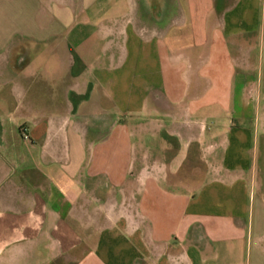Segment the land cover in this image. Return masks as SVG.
Here are the masks:
<instances>
[{
    "label": "crops",
    "instance_id": "1",
    "mask_svg": "<svg viewBox=\"0 0 264 264\" xmlns=\"http://www.w3.org/2000/svg\"><path fill=\"white\" fill-rule=\"evenodd\" d=\"M57 1L0 0V264H262L260 0Z\"/></svg>",
    "mask_w": 264,
    "mask_h": 264
},
{
    "label": "rangeland",
    "instance_id": "2",
    "mask_svg": "<svg viewBox=\"0 0 264 264\" xmlns=\"http://www.w3.org/2000/svg\"><path fill=\"white\" fill-rule=\"evenodd\" d=\"M84 0H64V6H63V12H65L66 15H70L72 22L78 21L81 15L82 10L84 8ZM201 8V7H200ZM59 9H62V6L59 4L57 0H55L54 6H53V14L57 16L60 12ZM24 14L25 15H33V7L28 4L26 7H23ZM184 10V9H183ZM186 10V9H185ZM184 10V12H185ZM138 10H135L131 16L136 17L138 16L137 14ZM255 18H253V22L251 23V29L247 30L246 35H245V40L249 44L248 47H251L252 50V57L255 58V56L260 57L261 53H264V0H260L258 2V6L255 8ZM141 13V12H140ZM148 13H146L147 15ZM254 17V16H253ZM154 18H149L145 16L144 19L141 20V22L135 20L132 23V26L137 28V27H142L143 25L150 28H154V26L158 27H163L165 26V22L162 21L161 23L158 22V20H153ZM255 19V20H254ZM168 22V19L166 20ZM160 23V25H159ZM187 31H191V25L193 24L192 22H187ZM259 80L261 81V89L263 92L262 95V100H260V109L264 112V61L263 64L261 62L260 64V69H259ZM93 105H91L92 107ZM264 264V262L262 263Z\"/></svg>",
    "mask_w": 264,
    "mask_h": 264
},
{
    "label": "built area",
    "instance_id": "3",
    "mask_svg": "<svg viewBox=\"0 0 264 264\" xmlns=\"http://www.w3.org/2000/svg\"><path fill=\"white\" fill-rule=\"evenodd\" d=\"M23 132H24V138L30 139V135L28 133H26V128L23 129Z\"/></svg>",
    "mask_w": 264,
    "mask_h": 264
}]
</instances>
